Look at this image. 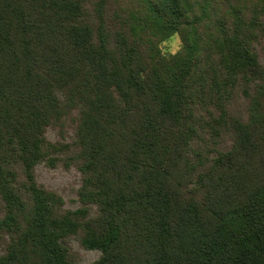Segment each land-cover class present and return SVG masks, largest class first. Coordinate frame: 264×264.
I'll return each instance as SVG.
<instances>
[{
    "label": "trees",
    "instance_id": "1",
    "mask_svg": "<svg viewBox=\"0 0 264 264\" xmlns=\"http://www.w3.org/2000/svg\"><path fill=\"white\" fill-rule=\"evenodd\" d=\"M110 1L0 0V264H264V0Z\"/></svg>",
    "mask_w": 264,
    "mask_h": 264
},
{
    "label": "rangeland",
    "instance_id": "2",
    "mask_svg": "<svg viewBox=\"0 0 264 264\" xmlns=\"http://www.w3.org/2000/svg\"><path fill=\"white\" fill-rule=\"evenodd\" d=\"M93 2L95 0H89ZM134 0H111L108 8L112 14H123L130 11L133 6ZM120 7L119 9H117ZM181 45V40L178 35H172L162 43L160 48L165 54L175 53ZM256 52L259 58L264 62V39L256 46ZM238 110L243 108V104H238ZM55 134L49 130L48 137L53 140ZM36 180L39 184L43 185L46 189L55 191L62 196L65 208L75 209L79 207L80 203L77 200V189L79 186V174L73 169H65L61 166L56 168H49L45 165H39L35 170ZM2 215V206L0 203V217ZM6 236L0 233V255L3 254L5 248ZM69 253L72 258L73 264H93L99 257L100 252L96 250H84L76 238L68 240Z\"/></svg>",
    "mask_w": 264,
    "mask_h": 264
}]
</instances>
